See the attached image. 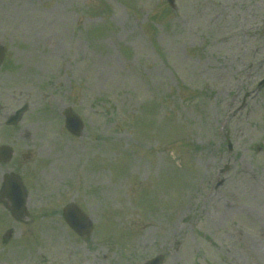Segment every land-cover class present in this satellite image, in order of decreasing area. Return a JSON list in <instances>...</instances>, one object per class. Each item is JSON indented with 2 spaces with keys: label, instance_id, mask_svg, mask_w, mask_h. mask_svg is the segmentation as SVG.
I'll return each instance as SVG.
<instances>
[{
  "label": "rangeland",
  "instance_id": "obj_1",
  "mask_svg": "<svg viewBox=\"0 0 264 264\" xmlns=\"http://www.w3.org/2000/svg\"><path fill=\"white\" fill-rule=\"evenodd\" d=\"M0 43V184L22 171L55 214L83 181L94 222L69 243L58 216L1 206L0 264H264V0H0ZM66 107L86 125L73 160Z\"/></svg>",
  "mask_w": 264,
  "mask_h": 264
},
{
  "label": "flooded vegetation",
  "instance_id": "obj_2",
  "mask_svg": "<svg viewBox=\"0 0 264 264\" xmlns=\"http://www.w3.org/2000/svg\"><path fill=\"white\" fill-rule=\"evenodd\" d=\"M56 155H57V157L55 156V158H56V162H55V163H57V162H61L62 164H66V163L68 162L69 157H66V161L64 160L63 157H61V156H64V154H61V153L58 152ZM52 157H53V155H52ZM23 158H24L23 163L21 164V163L19 162V165H21V168H22L24 165H26V158H27V155L25 154V155L23 156ZM20 172L23 174L22 171H20ZM65 187L67 188L68 186H65ZM60 189H61L60 187H57L56 191H58V190H60ZM61 191H62V190H61ZM61 191H60L57 195L61 194ZM50 198H52V196H51ZM41 199H43V198H41ZM72 202L77 203L76 199L72 200ZM36 207H37L38 209H40V210H38V211L35 212V213H31V216H32L34 219H35V218H40L39 216H41V217H46V216H48V215L50 214V213L48 212V210L41 209V208L38 207V205H36ZM52 216H53V214H52Z\"/></svg>",
  "mask_w": 264,
  "mask_h": 264
},
{
  "label": "water",
  "instance_id": "obj_3",
  "mask_svg": "<svg viewBox=\"0 0 264 264\" xmlns=\"http://www.w3.org/2000/svg\"><path fill=\"white\" fill-rule=\"evenodd\" d=\"M2 55H3V50H2V48H0V62H1V60H2ZM11 152H10V150H8L7 148H6V150L4 151V155L5 156H7L8 154H10ZM12 185H13V183H8L7 184V188H10V191L12 190L11 189V187H12ZM22 202H23V200H22ZM21 202V203H22ZM82 220H84V219H82ZM162 257H157V258H155V259H153L152 261H150V263H148V264H160L161 263V261H162Z\"/></svg>",
  "mask_w": 264,
  "mask_h": 264
}]
</instances>
